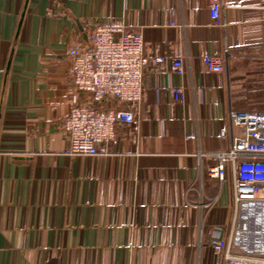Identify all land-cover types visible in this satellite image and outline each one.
I'll list each match as a JSON object with an SVG mask.
<instances>
[{
  "label": "crops",
  "instance_id": "crops-1",
  "mask_svg": "<svg viewBox=\"0 0 264 264\" xmlns=\"http://www.w3.org/2000/svg\"><path fill=\"white\" fill-rule=\"evenodd\" d=\"M221 1L216 21L211 0H0V264H219L233 189L206 153L229 146L231 108L264 109V0ZM112 20L185 72L149 63L138 127L118 123L110 155L71 156L62 121L86 95L69 50Z\"/></svg>",
  "mask_w": 264,
  "mask_h": 264
},
{
  "label": "built area",
  "instance_id": "built-area-1",
  "mask_svg": "<svg viewBox=\"0 0 264 264\" xmlns=\"http://www.w3.org/2000/svg\"><path fill=\"white\" fill-rule=\"evenodd\" d=\"M221 6V0H211L216 21ZM87 34L88 43L69 50V77L86 98L75 96L62 121L66 153L110 155L118 140L117 124L138 127L135 108L144 96L149 63L168 62L171 74L182 75L185 61L183 56H150L142 33L120 20L98 22ZM200 59L215 73L227 65V56L221 53H202ZM170 88L173 101L181 103L184 87ZM229 120L230 128L220 130L229 146L206 155L217 158L211 176L232 183L233 213L229 225L215 228L210 245L219 264H264V109L231 108Z\"/></svg>",
  "mask_w": 264,
  "mask_h": 264
}]
</instances>
